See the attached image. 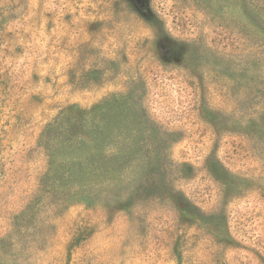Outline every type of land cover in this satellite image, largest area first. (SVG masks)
Segmentation results:
<instances>
[{"label": "rangeland", "instance_id": "rangeland-1", "mask_svg": "<svg viewBox=\"0 0 264 264\" xmlns=\"http://www.w3.org/2000/svg\"><path fill=\"white\" fill-rule=\"evenodd\" d=\"M0 264H264V0H0Z\"/></svg>", "mask_w": 264, "mask_h": 264}]
</instances>
